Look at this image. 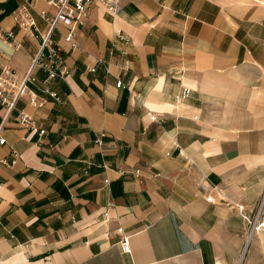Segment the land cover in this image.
<instances>
[{
	"label": "crops",
	"instance_id": "obj_1",
	"mask_svg": "<svg viewBox=\"0 0 264 264\" xmlns=\"http://www.w3.org/2000/svg\"><path fill=\"white\" fill-rule=\"evenodd\" d=\"M226 1L93 3L74 49L57 23L71 69L48 87L59 99L40 71L42 106L21 98L6 119L0 105V160L19 153L0 162V264H264V7L236 14ZM22 5L41 33V13L55 15L45 0L0 5L22 45L0 40L2 63L19 74L41 44L15 22Z\"/></svg>",
	"mask_w": 264,
	"mask_h": 264
},
{
	"label": "built area",
	"instance_id": "obj_2",
	"mask_svg": "<svg viewBox=\"0 0 264 264\" xmlns=\"http://www.w3.org/2000/svg\"><path fill=\"white\" fill-rule=\"evenodd\" d=\"M9 0H0V5L8 2ZM48 6L55 10V15H50L47 11L41 13L42 19L47 23V30L44 33L39 31L37 22L33 17L29 7L22 5L13 12V17L16 24L29 33L30 36L35 37L39 34L41 37V44L34 55L30 67L25 74H19L9 66L3 65V51L0 49V105L5 110V118L8 119L12 115V111L15 109L17 102L21 98H27L28 101L35 107H40L45 103V100L40 97L34 90L31 89V85L39 83L38 73L40 71L45 73V79L40 82L42 84V90L46 93L59 99L54 93L50 92L48 87L51 82L60 78L65 80L71 75V69L67 65L64 51L59 47L54 39L53 33L56 30L57 23H61L69 29L68 35L65 37V41L69 43L72 49L77 47L75 37L79 25H84L89 20V12L93 3H100L106 6L111 12H116L118 0H45ZM1 14V13H0ZM0 40L6 44L12 46L14 49H20L21 43L16 41L13 31H5L0 24ZM92 72L95 69H91ZM117 88H125L124 82L119 79L116 83ZM189 89H185L183 95L190 94ZM18 121L26 127H32L39 131L40 136L46 133V129L39 128L33 121V118L21 111L17 115ZM4 124H0V145L7 144V139L3 134ZM106 132H100L96 138L97 144L102 147L104 145V137ZM14 158L9 160L3 158L0 162L8 167L16 164L19 153L17 150L12 149ZM82 171L85 175H89L90 168L92 166L91 161H85ZM102 166L105 169L109 168L107 162H103ZM136 176H141L140 170H135ZM108 183L109 179H105ZM205 181L202 180V186L205 189ZM209 202L215 203V198L208 194L206 198ZM252 222V221H251ZM254 224V222H253ZM256 229L264 228V221L260 222ZM118 233L120 236L119 242L123 252H131L130 235L126 234L123 227H118Z\"/></svg>",
	"mask_w": 264,
	"mask_h": 264
},
{
	"label": "rangeland",
	"instance_id": "obj_3",
	"mask_svg": "<svg viewBox=\"0 0 264 264\" xmlns=\"http://www.w3.org/2000/svg\"><path fill=\"white\" fill-rule=\"evenodd\" d=\"M226 5L234 11L236 14H239L241 11L246 9V7H251V6H263L264 7V0H228L225 2Z\"/></svg>",
	"mask_w": 264,
	"mask_h": 264
},
{
	"label": "bare ground",
	"instance_id": "obj_4",
	"mask_svg": "<svg viewBox=\"0 0 264 264\" xmlns=\"http://www.w3.org/2000/svg\"><path fill=\"white\" fill-rule=\"evenodd\" d=\"M230 1H232V0H230ZM244 11V10H243Z\"/></svg>",
	"mask_w": 264,
	"mask_h": 264
}]
</instances>
